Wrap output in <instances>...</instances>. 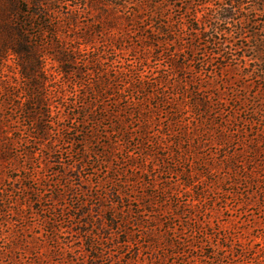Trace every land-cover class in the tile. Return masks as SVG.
<instances>
[{"label":"rangeland","instance_id":"1","mask_svg":"<svg viewBox=\"0 0 264 264\" xmlns=\"http://www.w3.org/2000/svg\"><path fill=\"white\" fill-rule=\"evenodd\" d=\"M206 3L197 15L199 18L208 15L210 22H206V31L211 32L218 22L216 14L222 4L216 0ZM257 6V10L253 4L247 6L251 12L250 22L245 26L218 22L222 29L232 33L238 45L236 52L222 47L224 57H228L226 60L209 56L215 51L210 42L208 50L187 54L198 60L195 67L203 69L207 77L211 73L220 75L216 78L217 85L223 92L240 94L249 101L260 88L264 89V64L253 60L258 53L251 40L253 33L264 38V0ZM108 16L80 15L79 28H70L73 31L68 33L69 28H61L59 37L46 35L36 41L44 53L40 63L45 106L38 108L32 104L31 110L26 109L27 89L16 58L7 61L2 69L5 90H0V129L7 137L3 143L8 144L10 154L7 158L10 160L0 159V264H158L156 256L164 257V264H264V176L255 180L248 175L249 179H245V173H238V178L227 168L236 154L241 160L252 158L264 164L263 152L256 157L249 151L252 145L249 139L255 135V130L239 120L229 126L225 124L229 131L225 133L226 142H221L219 138L223 132L210 123L200 131H194L193 124L181 130L173 125L172 134L175 130L187 131L186 140L177 146L168 130L165 111L169 107H166L159 116L152 115L150 141L146 146H140L143 141L139 133L134 132L132 138L127 134L119 135L121 131L126 133L127 127L137 130L140 125L138 113L132 119L125 116L126 125L122 128L116 124L117 119L110 117L112 113L109 112L118 109L117 102L122 108L127 105L131 95L129 82L137 73L153 79L159 73H171V67L163 58L158 61L145 58L138 48V37L142 34L125 29L129 24L125 19H131L132 15H118L119 23L124 26L112 33L97 21L98 17L106 19ZM178 16L181 15H174V18ZM59 17L62 24L65 15ZM191 19L188 23L196 27L197 22ZM140 24L146 27L149 23ZM241 29L245 30L241 32ZM87 32L94 40L89 47L76 39V35ZM208 39L210 34L205 35L202 43ZM230 53L235 56L231 57ZM60 54L77 61L60 64L53 60ZM204 58L213 65L201 67ZM62 68L68 75L61 73ZM230 78L234 85L225 86ZM99 81L106 89L101 95H95L90 87L93 89L92 82ZM228 95L222 96L229 100ZM91 99L97 105L91 109L92 115L84 118ZM232 102L229 103L235 104ZM149 104L153 106L154 102L149 101L144 109H149ZM238 106L244 108L240 103ZM228 107L225 106L223 116H215V123L221 124L223 119L231 117ZM247 109H252L250 103ZM251 116L243 111L238 114L242 120ZM194 118L197 119V115L187 116L185 123H193ZM32 124L39 129L32 128ZM209 130L211 134L201 136L203 131ZM198 131L200 136H197ZM161 134L170 136L165 141ZM210 137L214 142H203ZM159 141H164L163 150L154 146ZM179 148L193 150L196 154L186 155ZM244 151L249 152L241 154ZM142 153L154 154L147 158L143 172L135 170L134 165L136 161L142 162ZM154 156L157 157L155 161ZM226 157L230 158L229 162H225ZM206 165L216 168L213 174ZM192 171L196 173L195 180H190L193 187L186 190L183 184L189 181ZM139 181L147 186H136ZM164 188L172 191L164 193ZM34 191L40 192L41 197ZM117 192L124 195V201L119 203ZM144 193L152 195L158 207L150 208L148 204L140 208L135 199L151 200L143 199ZM54 202H58L62 213L57 210L55 222H46L54 219V212L41 210L50 208ZM89 212L92 217L82 218ZM113 214L121 219L120 224L124 223L121 232L111 239L108 235L113 226ZM86 221H92L93 226L88 229L82 226ZM103 223L106 224L104 228L101 227ZM152 227L164 250L158 249V255L148 249L153 241ZM169 227L175 232H169ZM87 230L99 239L83 234ZM125 241L130 244L121 246ZM89 243L95 248L89 247ZM99 254L104 258L96 261Z\"/></svg>","mask_w":264,"mask_h":264},{"label":"trees","instance_id":"2","mask_svg":"<svg viewBox=\"0 0 264 264\" xmlns=\"http://www.w3.org/2000/svg\"><path fill=\"white\" fill-rule=\"evenodd\" d=\"M206 1L207 0H203L195 3L194 0H0V90L1 92L2 90H5L2 81V69L7 61L14 57L18 61L21 78L25 82L24 88L27 89L26 99L28 104L25 105L26 109L31 110L32 104L38 108L45 106L44 96L42 95L44 89V79L42 78L43 67L40 63L43 58L42 54L44 53H42L41 46L36 41L42 40L46 35L59 37L61 28H69L67 33L73 31L72 29L70 30V28H79L80 15H109L106 19L98 17L97 21L98 24L102 25V27H106L111 33L120 31L119 29L124 26H121V23H119L121 18L118 15H132L131 19H125V22L130 24H127L125 29L127 30L131 28L130 31L135 30L142 34L138 37V48L144 52L145 58L152 57L157 59V61L162 58L167 60L170 63L171 73L162 72L153 79L142 75L139 76L137 73L136 78L131 83L129 82L131 95L127 98V105L122 108L119 106V102H117L118 109L116 112H109L112 113L110 114V117L117 119L118 122L116 124L122 128L126 125V122L124 121L125 116L132 119L133 116H136L138 113V123L140 125L137 130H132L127 127L126 133L121 131L118 134H127L128 137L132 138L134 132L136 135L139 133V137L143 141L140 146H146V142L148 143L150 141L149 126L151 124L152 115L157 113L159 116L163 108L169 107L165 111V115L169 121L168 130L171 134L174 132V126L175 129L181 130L193 124V130L200 131L204 125L210 123L213 127L218 128L223 132L224 135L221 134L219 140L221 142H226L225 133L229 131V128H227L225 124L229 126L238 120L242 124L246 123L252 130H255V135L249 139L252 143L249 147V151L250 153H254L257 157L261 152L264 153V89L260 88L257 93L254 94V97H252V101H249L246 98L244 99L240 94L233 92L229 93L231 91L223 92L221 86L217 85L216 78L220 77V75L217 73H211V75H208L209 77H207V74H204L203 69L195 67L198 60H196L195 57H189L187 54L189 52L194 54L199 49L208 50L209 47L207 45L210 42V46H212L215 51H212L209 56H214V58L218 60H226L228 57H224L222 47L225 46L228 50L230 47L231 52H236L238 50V45L236 41H234L232 33H228V31L222 29L218 22H233L236 25L245 26L250 22L249 13L251 11L248 10L247 6L253 4L255 8L254 10H257V4L262 0H216L221 1L222 5L217 10L216 21L218 22L215 23L211 32L206 31V24L210 22L208 15H202L201 18L197 15L199 10L205 8V5L207 4ZM59 15H65L62 19V24H60ZM174 15L181 16L174 18ZM191 18L197 22L196 27H191L188 23L189 20H192ZM141 22L149 24L145 27L141 26ZM187 23L188 28L186 30L185 27ZM244 30L245 29H241V32ZM67 33H65V36L68 35ZM208 34H210V39L203 44L202 42L204 41L202 40L205 35ZM185 37H191V39H185ZM223 37H225V39H223ZM76 39L81 41V45L83 44L87 47L94 44L93 36L89 32L82 35H76ZM251 40L254 41L255 50L258 53L253 60L264 64V38L259 37L257 33H253L251 35ZM131 46L137 48V45L135 44H132ZM50 49L55 50L52 47ZM74 54H76V52ZM230 56L234 57L235 55L230 53ZM242 58L244 59V57ZM53 60L58 61L60 64L66 62L75 63L77 61L72 57H67L66 55L61 54L54 56ZM210 65H213V63L207 58H204L201 67H209ZM222 70L234 71L233 69ZM61 73L68 75V72L63 68L61 69ZM130 74H132V77L133 72ZM229 80L230 81H226L227 85L225 86L231 87L234 84L231 83V78ZM80 83L83 84L84 81L80 80ZM92 85L93 89L91 86L90 91L95 95H101L106 89L105 84L100 81L95 83L92 82ZM242 87L244 90L246 89V87ZM224 94L225 96L228 95V98L230 97L229 100L235 102V104H230L229 100L224 99L222 96ZM139 95L142 96V99L139 98ZM149 101L154 102L153 106L149 104V109H144V107H147L146 104H148ZM239 103L240 105L242 104L244 108L239 107ZM249 103L250 106H252L251 110L247 109ZM96 105V101L91 99V102L88 103L86 107L89 109V112L83 113L84 118L92 115L91 109ZM227 105H229L228 108H230V110L228 112L231 114V117L223 119V123L221 124L215 123V116H223L225 111L224 108ZM241 111L249 113L252 116L248 119L242 120L238 117V114H240ZM189 115L192 116V118L197 115L198 118H194L195 123H185L184 119ZM28 116L29 119H32L30 114ZM93 120H95V118ZM95 122L98 123L96 120ZM83 123H87V121H84ZM32 128L39 129L35 124H32ZM40 129H42V127ZM175 131L176 133L172 134L175 138L174 144L181 146L182 142L186 140L187 131ZM199 131L197 136H200ZM1 133L0 129V141H2L0 143H3L4 139L7 137L3 136ZM211 133L212 130L207 132L203 131L201 136L204 137ZM168 136L170 135L161 134V139L167 141L166 138H169ZM203 142L212 143L214 140L210 137L209 139L203 140ZM164 145V141H159L154 144L155 147L158 146L161 150H163ZM2 146L3 148H0V159H5L6 161L10 160L7 158L10 154L8 144L3 143ZM179 150L186 155H189L190 152L194 153L193 150L182 151L180 148ZM249 151H244L241 154H246V152ZM152 153H142V162L139 163L136 161L134 163L135 170L143 172L147 158L150 157V155H154ZM195 154L196 153H194V156ZM171 156L175 159V156ZM130 159L133 160V156H130ZM231 159L233 161L231 162V165L228 163L227 168L233 171L236 176L238 173H245V179H249L248 175H250L255 180L262 175L264 176L263 162H259L257 159L252 158L251 160H241L240 158H237V154L232 156ZM155 160H157V157L154 156V161ZM229 160L230 158H225V162H229ZM248 165L253 166V168L249 169V167H247ZM206 166L208 170H210V174H213L216 170L215 167L210 165ZM70 169L74 170V167H70ZM167 171L170 172L169 167ZM195 175L196 173L193 174V171L189 173V181L187 183L184 182L183 184L184 187H186V190H190L193 187L191 181L195 180ZM237 177L239 178V176ZM136 186L147 185L140 183L139 181L136 183ZM70 187L72 188L74 186L70 185ZM169 190L172 191V189L164 188L163 192L165 193ZM34 193L37 197H41L40 192L34 191ZM61 195L62 194L58 192V196L62 197ZM116 196L119 197V203L124 201V195H122L121 192H117ZM126 197L129 198L128 195H126ZM153 198L152 195L150 196L149 194L144 193L143 199L151 200L143 202L141 199H135V201L139 203L140 208H145L148 204L150 208H153L154 205L158 207V205L152 201ZM58 205V202H54L50 208L47 207L46 209L41 210V212L44 213L54 212L52 215L54 219H49L46 222H55L57 210H61L62 213V209H60L61 207ZM83 206L89 207L88 204L85 203H83ZM97 208L101 207L98 206ZM112 211L114 212V210ZM139 216L141 218V215ZM88 217H92L91 212L82 215V218L87 219ZM111 219V222H113V228H109L111 232L108 236L112 239L115 233L121 232L124 221L120 224L119 222L121 219H119L116 214H113ZM91 225L93 226L92 221H86L83 222L82 226H85L88 229ZM101 227H106V224L103 223ZM155 230L154 227L150 229L153 241L149 243L148 249L158 255V249L160 251L164 250L160 248L161 243L158 240L159 236L155 233ZM168 231L174 233L175 229L169 227ZM83 234L94 240L99 239V237L97 238L89 230L85 231ZM79 235L82 236V233H79ZM129 244L128 241H125L121 246L126 247ZM88 246L92 249L95 248L93 243H89ZM179 255L180 253L173 256L177 257ZM103 258L104 255L99 254L97 255L96 261ZM155 262L158 264H164L165 259L162 256H156Z\"/></svg>","mask_w":264,"mask_h":264}]
</instances>
